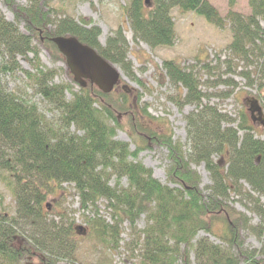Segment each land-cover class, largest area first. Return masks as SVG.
I'll return each instance as SVG.
<instances>
[{
    "label": "trees",
    "instance_id": "16d2710c",
    "mask_svg": "<svg viewBox=\"0 0 264 264\" xmlns=\"http://www.w3.org/2000/svg\"><path fill=\"white\" fill-rule=\"evenodd\" d=\"M249 5L250 15L244 17L230 10L226 19L207 0H152L151 6H146L143 0H132L124 13L133 39L143 41L150 48L173 44L175 34L170 14L173 7L195 12L217 27H223L228 20L232 31L229 50L233 58L244 64L245 71L240 74L251 86L253 80L247 67L256 66L264 77V65L260 64L264 62V28L260 25V20L264 21V0H249ZM19 11L15 19L21 13L24 15L25 33L0 13L3 59L0 72L19 69L18 56L32 54L35 72H27V77L55 118L48 120L36 103H28L8 92L0 78V180L7 183L15 199V215L0 217V264H19L24 255L35 256L33 251L40 253L36 257L43 264H55L53 259L70 260L72 246L66 242L67 233L76 232V226L73 229L70 223L63 228L43 216L47 193L67 182L74 184L81 210L93 209L89 228L100 243L117 247L120 226L124 221L129 223L135 237L127 243V248H139L140 264H176L180 247L189 246L199 231L212 232L210 221L213 220H220L225 227L227 233L221 238L228 247L200 237L194 245L198 261L240 264L242 259L244 264H261L262 261L255 259L259 251H242L239 257L231 254L230 247H241L239 226H247L249 220L224 205L229 192L234 190L232 185L244 180L258 195L253 198L248 192L246 197L254 202V212L264 220V204L259 200L264 196V140L254 137V127L245 112L239 113V122L233 127L230 123L235 119L202 104L205 95L191 71L172 60L163 61L170 82L183 90V103L178 105L195 106L186 116L187 139L191 143L189 155L192 161L204 163L211 184L208 194L203 195L199 175L190 168L180 145L172 142L170 134L149 132L132 124L135 134L143 133L146 145L149 140H155L162 141L167 148L172 161L168 175L178 187L162 184L150 168L136 161L141 147L131 151L128 142L115 138L118 116H131L123 105L127 98L124 92L115 99V88L103 94L89 85L72 92L70 86L54 82L55 70L36 63L39 50L33 44L34 37L57 56L60 54L50 38L75 36L107 61L119 65L125 75L141 85L134 76L121 30L117 29L101 44L99 28L87 20L78 23L64 16L47 31L50 14L40 0H28ZM67 91L72 95L70 100L66 99ZM262 106L264 109V101ZM213 155H218L220 160L214 161ZM111 179L115 180L113 185ZM124 179L126 186L122 185ZM101 198L107 200L106 208L113 223L106 222L96 212ZM219 213L223 216L213 215ZM142 214L146 226L137 230L136 220ZM27 232L31 233L29 245L15 247Z\"/></svg>",
    "mask_w": 264,
    "mask_h": 264
},
{
    "label": "rangeland",
    "instance_id": "374dc122",
    "mask_svg": "<svg viewBox=\"0 0 264 264\" xmlns=\"http://www.w3.org/2000/svg\"><path fill=\"white\" fill-rule=\"evenodd\" d=\"M131 1L40 0V3L50 14L51 24L46 27L47 31L53 29L56 21L64 16L73 18L78 23L81 20H87L97 26L100 30L98 40L101 44H104L106 38L117 29L121 30L127 42L128 59L134 76L141 81V85L125 75L119 65L114 64L120 70L122 79L115 87L113 99L119 98L124 92L127 98L123 105L133 118L131 119L130 115L120 114L118 116L119 127L116 129L115 138L128 142L131 151L136 150L138 146L141 147L136 161L138 160L150 168L153 176L162 184L178 187V184L169 178L168 170L172 161L168 157V150L163 142L149 140L146 145L142 139L143 133L135 134L131 125H139L141 128L148 129L149 132L155 131L161 135L170 134L172 142L180 145L181 152L184 158L189 161L190 168L199 175V189L203 195H206L211 184L209 173L206 171L203 162H195L190 158L191 143L187 139L186 116L195 110V106L192 104L178 105L183 103V90L170 82L162 62L172 60L186 71H191L197 78L200 91L205 95L202 104L214 107L235 119V122L230 123L233 127H236L239 122L240 112H245L249 118V112L244 103L246 98L255 97L262 106L264 101L263 74L258 72L259 69L256 66L251 65L246 70L251 73L252 85L249 86L245 83V78L240 74L245 71L244 64L233 58L229 50L232 31L228 20L225 21L223 27H217L195 12L182 11L179 7H173L170 14L174 24L175 38L171 46L150 48L143 41L133 39V32L124 13ZM207 1L217 9L224 19L227 18V13L230 10L244 17L251 13L249 0ZM27 3L28 0H11L10 3L0 0V13L7 21L14 22L24 33L27 32L24 27V15L21 13L16 20L15 13H20L19 7H24ZM148 3L151 6L152 0H148ZM260 25L264 28V21L260 20ZM33 44L39 50L36 63L40 67L55 70V83L68 85L72 92H77L80 86L74 82L64 57L58 54L55 56L36 37L33 39ZM32 58V54H28V57L18 56L19 69L13 72H0L2 85L18 98L28 103H36L39 111L48 120H52L55 117L48 109V104L40 97L33 82L27 77V72H35ZM1 62L3 59L0 56ZM260 64L264 65V62L261 61ZM71 98V93L67 91L66 99L70 100ZM253 127L254 137L264 140V127L259 124H254ZM239 135H242V132ZM213 159L214 161L220 160L218 155H213ZM6 176L8 177L7 174ZM114 181L111 179L110 184L113 185ZM122 185H127L125 179L122 180ZM231 188L237 191L231 190L229 192L224 205L236 213L244 215L249 220L247 226H239L238 239L241 242V247H230L231 254L239 257L242 251H259L255 259L264 264V220L254 212V202L246 197L248 192L253 198L258 195L250 190L249 185L244 180H240L238 185H232ZM259 200L264 204V196L260 197ZM43 204H46L43 206V216L47 221L63 228H67L70 223H72L73 229L77 225L85 228V233L82 235L74 231L73 234L67 233L66 242L70 247L72 246L70 260L53 259L55 264H140L139 248L133 250L127 248V243L129 244L135 237L128 222L124 221L121 224L120 242L115 248L100 243L93 236L88 219L94 216V211L92 212L93 209L81 210L73 183H62L60 188L55 187L54 190L47 193ZM106 204V199H99L96 204V212L106 222L113 223L110 210L106 208ZM13 215H15V199L7 183L0 180V217ZM213 215L223 216L221 213ZM210 222L212 223V232L199 231L189 246L180 247L181 253L178 254L176 264L183 262L203 264L202 261L196 259L194 252L195 241L200 237H207L210 242L223 248L228 247L221 238L227 232L220 220ZM145 226L146 218L142 214L136 220V228L142 230ZM30 234V232L24 233V237L17 240L15 247L26 248L29 245L27 240L30 241ZM30 248L33 251V248ZM33 253L35 256L24 255L19 264H38L39 261L36 256L40 253L37 251H33ZM239 262L244 264L242 259H239Z\"/></svg>",
    "mask_w": 264,
    "mask_h": 264
},
{
    "label": "water",
    "instance_id": "95a60500",
    "mask_svg": "<svg viewBox=\"0 0 264 264\" xmlns=\"http://www.w3.org/2000/svg\"><path fill=\"white\" fill-rule=\"evenodd\" d=\"M144 3L149 6L148 0H144ZM50 41L64 57L74 82L81 87L89 83L103 94H108L122 79L120 70L114 64L104 59L94 48L80 42L75 36H56L51 37ZM244 103L253 117L252 121H257L264 127V114L259 101L255 97H248ZM75 230L78 234L85 233V228L80 225L76 226Z\"/></svg>",
    "mask_w": 264,
    "mask_h": 264
},
{
    "label": "flooded vegetation",
    "instance_id": "af4514ba",
    "mask_svg": "<svg viewBox=\"0 0 264 264\" xmlns=\"http://www.w3.org/2000/svg\"><path fill=\"white\" fill-rule=\"evenodd\" d=\"M263 112H264V109H263ZM249 118H250V121H251V123H252L253 125H254V124H255V125H258V122H257V121H255V122L252 121V118H253V117L251 116L250 113H249Z\"/></svg>",
    "mask_w": 264,
    "mask_h": 264
},
{
    "label": "bare ground",
    "instance_id": "6f19581e",
    "mask_svg": "<svg viewBox=\"0 0 264 264\" xmlns=\"http://www.w3.org/2000/svg\"><path fill=\"white\" fill-rule=\"evenodd\" d=\"M78 226V225H77Z\"/></svg>",
    "mask_w": 264,
    "mask_h": 264
}]
</instances>
